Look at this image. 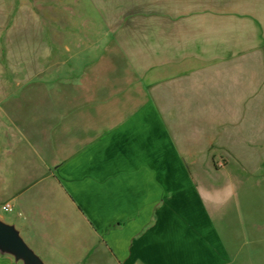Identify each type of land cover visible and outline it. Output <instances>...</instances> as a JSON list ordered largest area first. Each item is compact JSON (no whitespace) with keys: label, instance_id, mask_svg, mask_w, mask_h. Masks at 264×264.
<instances>
[{"label":"crops","instance_id":"1","mask_svg":"<svg viewBox=\"0 0 264 264\" xmlns=\"http://www.w3.org/2000/svg\"><path fill=\"white\" fill-rule=\"evenodd\" d=\"M180 1L137 11L120 59L71 89L0 101V217L47 264H208L222 241L213 217L256 170L176 163L215 166L228 134L264 144V15L235 4L247 0H138Z\"/></svg>","mask_w":264,"mask_h":264},{"label":"rangeland","instance_id":"2","mask_svg":"<svg viewBox=\"0 0 264 264\" xmlns=\"http://www.w3.org/2000/svg\"><path fill=\"white\" fill-rule=\"evenodd\" d=\"M235 4L264 15V0ZM202 5L187 2V9H203ZM185 6L183 1L0 0V101L8 92L23 102L21 97L31 91L71 89L95 61L120 59L121 33L130 20L135 21L137 11L181 10ZM222 7L226 10L227 3ZM2 118L11 126L6 117ZM253 133L257 141H264L263 130ZM231 136L225 137L227 145L215 146L224 152L217 157L216 167L200 161L177 162L176 168L256 170L244 178L245 185L233 202L213 217L214 230L222 241L215 236L209 243L208 264H264V144L233 145L229 144ZM222 243L228 249L227 257L220 254ZM191 244L198 245L194 241ZM187 264L203 263L198 260Z\"/></svg>","mask_w":264,"mask_h":264},{"label":"water","instance_id":"3","mask_svg":"<svg viewBox=\"0 0 264 264\" xmlns=\"http://www.w3.org/2000/svg\"><path fill=\"white\" fill-rule=\"evenodd\" d=\"M0 258L12 264H47L13 222L0 217Z\"/></svg>","mask_w":264,"mask_h":264},{"label":"built area","instance_id":"4","mask_svg":"<svg viewBox=\"0 0 264 264\" xmlns=\"http://www.w3.org/2000/svg\"><path fill=\"white\" fill-rule=\"evenodd\" d=\"M2 209H3V211H5V212H12V211H13V207H12V205L9 204V203L3 205Z\"/></svg>","mask_w":264,"mask_h":264}]
</instances>
